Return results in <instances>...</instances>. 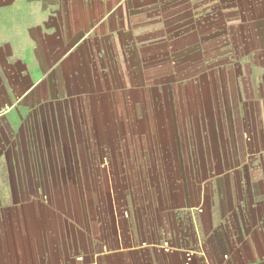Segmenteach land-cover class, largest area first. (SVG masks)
<instances>
[{
    "label": "crops",
    "instance_id": "crops-1",
    "mask_svg": "<svg viewBox=\"0 0 264 264\" xmlns=\"http://www.w3.org/2000/svg\"><path fill=\"white\" fill-rule=\"evenodd\" d=\"M0 264H264V0H0Z\"/></svg>",
    "mask_w": 264,
    "mask_h": 264
}]
</instances>
